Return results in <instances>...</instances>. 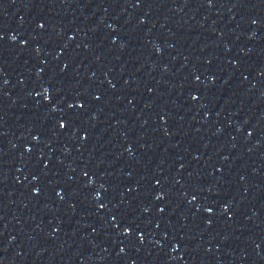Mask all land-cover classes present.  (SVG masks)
I'll use <instances>...</instances> for the list:
<instances>
[{
	"label": "water",
	"instance_id": "water-1",
	"mask_svg": "<svg viewBox=\"0 0 264 264\" xmlns=\"http://www.w3.org/2000/svg\"><path fill=\"white\" fill-rule=\"evenodd\" d=\"M190 264H264V0H121Z\"/></svg>",
	"mask_w": 264,
	"mask_h": 264
}]
</instances>
